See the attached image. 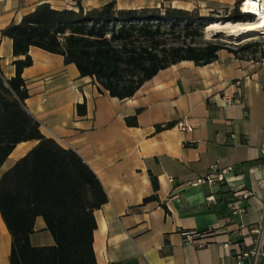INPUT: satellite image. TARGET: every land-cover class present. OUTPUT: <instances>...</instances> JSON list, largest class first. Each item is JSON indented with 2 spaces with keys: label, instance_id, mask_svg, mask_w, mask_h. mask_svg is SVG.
I'll list each match as a JSON object with an SVG mask.
<instances>
[{
  "label": "crops",
  "instance_id": "crops-1",
  "mask_svg": "<svg viewBox=\"0 0 264 264\" xmlns=\"http://www.w3.org/2000/svg\"><path fill=\"white\" fill-rule=\"evenodd\" d=\"M109 1L82 0V6L96 8ZM114 1L117 9L173 7L220 17L237 0ZM41 2L57 10L75 8L72 0H0V72L5 80L15 76L14 61L24 56L13 55L12 39L1 30ZM28 55L31 64L21 73L28 92L26 111L44 136L83 159L108 197L94 211L96 264L129 259L138 264H236L235 251L223 243L234 240L237 218L219 214L213 206L223 197L231 199L238 188L251 193L243 240L246 249L252 247L251 228L264 218V58L240 59L221 49L209 64L183 60L161 69L132 97L119 99L95 77L81 76L61 54L30 46ZM82 104L85 111L79 114ZM179 121L192 125V131L179 130ZM36 143H18L0 176ZM212 164L231 168L224 182L188 185ZM211 195L214 200H207ZM206 229L213 232L204 247L187 243L182 235ZM11 241L0 213V264H10ZM30 243L54 244L41 216L35 218ZM254 264H264V256Z\"/></svg>",
  "mask_w": 264,
  "mask_h": 264
},
{
  "label": "trees",
  "instance_id": "trees-1",
  "mask_svg": "<svg viewBox=\"0 0 264 264\" xmlns=\"http://www.w3.org/2000/svg\"><path fill=\"white\" fill-rule=\"evenodd\" d=\"M72 1L75 8L61 10L38 3L17 24L1 30L12 39L13 55L24 58L14 61V77L5 80L0 72V168L18 143L37 142L0 176V213L12 238L10 264H96L94 211L108 201L101 182L83 159L44 136L39 122L26 111L28 92L21 73L31 64L30 46L61 54L65 63L76 65L81 76L95 77L119 99L132 97L161 69L183 60L206 65L217 59L221 49L240 59L264 58L260 41L231 45L204 39L205 27L212 22L246 21L239 11L244 0H237L230 13L220 17L173 7L117 9L114 0L84 9L82 0ZM84 111L85 105H79L78 113ZM151 181L156 188L153 176ZM229 197L215 203L217 213L229 215ZM38 216L52 235L53 245H31ZM200 232L210 238L213 229ZM113 264L138 262L129 259Z\"/></svg>",
  "mask_w": 264,
  "mask_h": 264
},
{
  "label": "built area",
  "instance_id": "built-area-1",
  "mask_svg": "<svg viewBox=\"0 0 264 264\" xmlns=\"http://www.w3.org/2000/svg\"><path fill=\"white\" fill-rule=\"evenodd\" d=\"M247 0L241 2L239 10L243 11V5ZM258 3H262L263 0H252ZM261 8V5H260ZM181 131H192L193 127L186 121H179L175 125ZM260 153L264 156V149H260ZM230 167L220 168L216 164H212L206 174L197 177L193 181L188 183L189 186H197L201 184L215 185L216 183L224 182L226 174L230 171ZM264 186V183H260ZM251 193L243 188L233 190L232 197L228 204L229 215L236 217L235 228L231 231L234 236L232 242L227 241L223 243V246L228 250L235 251L236 264H244V259L252 258L253 264L258 258L264 256V218L258 225L251 228V233L255 235L253 246L250 249L245 248L243 236L245 233L246 225L243 222L244 215L246 214V201L249 199ZM207 200H214L211 195L207 197ZM182 235L187 243L195 245L196 247H204L209 241L208 233L187 230L183 231Z\"/></svg>",
  "mask_w": 264,
  "mask_h": 264
},
{
  "label": "bare ground",
  "instance_id": "bare-ground-1",
  "mask_svg": "<svg viewBox=\"0 0 264 264\" xmlns=\"http://www.w3.org/2000/svg\"><path fill=\"white\" fill-rule=\"evenodd\" d=\"M261 5V8H260ZM245 14L254 15L255 21L252 22H222L215 21L205 27L206 31L222 33L226 38L239 39L264 33V0L258 3L247 0L243 5ZM222 37V36H221Z\"/></svg>",
  "mask_w": 264,
  "mask_h": 264
},
{
  "label": "rangeland",
  "instance_id": "rangeland-1",
  "mask_svg": "<svg viewBox=\"0 0 264 264\" xmlns=\"http://www.w3.org/2000/svg\"><path fill=\"white\" fill-rule=\"evenodd\" d=\"M239 11L241 12V15L244 17V20H246V21H242V22L255 21L256 17L254 15L245 14L242 10H239ZM204 39L205 40H213V41H217V42H220V43H226V44H231V45H237V44L241 45V44H244V43H247V42H251V41H260V42L264 43V33H257L255 35L248 36L245 39L241 40L237 44H235L231 40L223 37L222 33H217L215 31H211V32L210 31H205Z\"/></svg>",
  "mask_w": 264,
  "mask_h": 264
},
{
  "label": "water",
  "instance_id": "water-1",
  "mask_svg": "<svg viewBox=\"0 0 264 264\" xmlns=\"http://www.w3.org/2000/svg\"><path fill=\"white\" fill-rule=\"evenodd\" d=\"M218 21V20H217ZM222 22H224V21H222ZM223 37H225L224 35H223ZM226 38V37H225ZM246 38V37H245ZM245 38H239V39H230V38H227V39H229V40H231L233 43H235V44H237V43H239L241 40H243V39H245Z\"/></svg>",
  "mask_w": 264,
  "mask_h": 264
}]
</instances>
